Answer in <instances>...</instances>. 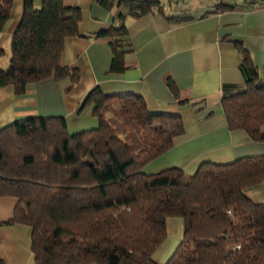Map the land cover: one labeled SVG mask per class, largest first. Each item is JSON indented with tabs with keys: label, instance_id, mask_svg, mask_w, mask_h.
I'll use <instances>...</instances> for the list:
<instances>
[{
	"label": "trees",
	"instance_id": "16d2710c",
	"mask_svg": "<svg viewBox=\"0 0 264 264\" xmlns=\"http://www.w3.org/2000/svg\"><path fill=\"white\" fill-rule=\"evenodd\" d=\"M13 1L0 0V31ZM97 1L118 9L119 25L97 34L110 39L109 72L126 69L127 17L158 12L171 22L187 19L165 15L158 0ZM22 2L0 87L21 94L49 77L75 84L78 67L62 66L60 56L66 37L82 36L80 8L63 0H42L40 8ZM234 45L245 86L221 100L227 126L264 142V76L242 43ZM113 99L98 88L85 97L80 109L94 105V129L69 134L63 117L36 116L0 130V196L18 199L12 218L0 225L32 228L33 264H158L152 254L166 238L168 217L183 218L184 233L165 264H264V204L245 195L264 180V156L205 161L193 175L175 167L146 174L142 168L183 134L182 119L149 111L137 95Z\"/></svg>",
	"mask_w": 264,
	"mask_h": 264
},
{
	"label": "crops",
	"instance_id": "0c3cea01",
	"mask_svg": "<svg viewBox=\"0 0 264 264\" xmlns=\"http://www.w3.org/2000/svg\"><path fill=\"white\" fill-rule=\"evenodd\" d=\"M158 1L165 15L187 19L171 22L158 12L127 17V35L122 42L126 69L114 73L109 72L110 39L97 34L119 25L117 7L105 8L97 0H63L80 8L78 31L82 36L65 38L60 64L78 67L80 79L71 85L67 77H49L27 84L21 94L11 85L0 87V130L36 116L63 117L69 134L97 128L94 105L80 108L87 94L98 88L114 97V102L121 96L137 95L149 111L181 117L183 134L142 168L146 174L175 167L193 175L205 161L227 163L264 156V142L253 141L242 129H229L221 106L223 97L245 86L242 57L235 41L242 43L260 76H264V0ZM41 4L42 0H33L35 8ZM22 8V0L13 1L9 19L0 31V67L5 71L10 66L11 39ZM245 195L252 202L264 204V180L246 189ZM17 202L15 196H0V222L12 218ZM183 233V218L168 217L166 238L152 259L165 264ZM31 234L32 228L26 224L0 225L2 264L34 263Z\"/></svg>",
	"mask_w": 264,
	"mask_h": 264
}]
</instances>
